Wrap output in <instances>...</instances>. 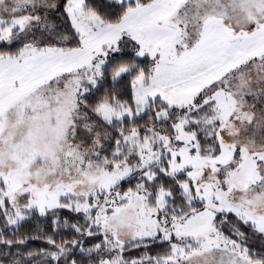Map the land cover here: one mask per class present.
<instances>
[{
    "label": "snow or ice",
    "instance_id": "6c2138e0",
    "mask_svg": "<svg viewBox=\"0 0 264 264\" xmlns=\"http://www.w3.org/2000/svg\"><path fill=\"white\" fill-rule=\"evenodd\" d=\"M0 264H264V0H0Z\"/></svg>",
    "mask_w": 264,
    "mask_h": 264
}]
</instances>
